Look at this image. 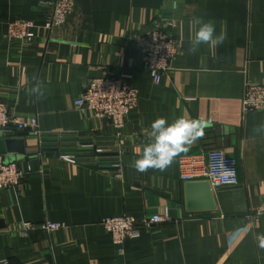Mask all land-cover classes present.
I'll return each mask as SVG.
<instances>
[{"label": "crops", "instance_id": "0c3cea01", "mask_svg": "<svg viewBox=\"0 0 264 264\" xmlns=\"http://www.w3.org/2000/svg\"><path fill=\"white\" fill-rule=\"evenodd\" d=\"M55 0H0V100L15 115L38 119L52 143L25 138V154L4 155L26 172L17 188L0 189V259L9 264H264V111L244 112L246 84L264 85V0H75L65 24L31 45L6 41L9 23L45 24ZM159 16L175 22L180 50L159 82L134 36ZM194 17L226 33L223 45L190 52ZM128 80L138 104L122 129L81 108L91 78ZM202 118L205 135L164 171L130 167L151 141L150 123ZM3 134V133H2ZM4 135V134H3ZM12 137V136H10ZM83 144H93L82 149ZM222 149L237 160L239 184L213 188L216 208L190 210L183 156ZM77 155L75 161L62 157ZM167 214L123 245L107 217ZM24 221L65 224L54 231L16 232Z\"/></svg>", "mask_w": 264, "mask_h": 264}, {"label": "built area", "instance_id": "2783aa9c", "mask_svg": "<svg viewBox=\"0 0 264 264\" xmlns=\"http://www.w3.org/2000/svg\"><path fill=\"white\" fill-rule=\"evenodd\" d=\"M75 0H55L49 20L37 24L34 20L18 18L9 23L6 41L10 44L20 43L31 45L43 32L47 36L54 28L66 23L73 13ZM175 22L170 16H159L154 20V28L150 31H140L135 34L134 41L144 56L146 68L153 72L154 80L159 82L165 71L172 68V62L180 50L172 30ZM139 101V92L128 80L105 75L91 78L81 96V108L87 114L97 118L107 119L117 129H122L128 114ZM244 112L264 111V85L246 84L242 98ZM7 136L36 137L43 143L38 119L22 118L11 112L10 108L0 100V134ZM93 144H85L92 147ZM62 157L75 161V153L65 152ZM181 177L184 181L207 180L212 188L235 186L239 184L237 160L222 149H211L205 154L187 155L181 158ZM26 172L17 162L10 161L0 155V189L17 188L25 178ZM169 220L167 214H153L138 219L130 215L112 216L103 220L105 229L118 245L127 240L141 236L146 227ZM65 224L45 221L35 223L24 221L16 230L22 235H28L35 230L54 231L64 228ZM145 227V228H144ZM0 264H9L6 259H0Z\"/></svg>", "mask_w": 264, "mask_h": 264}, {"label": "clouds", "instance_id": "9594fccd", "mask_svg": "<svg viewBox=\"0 0 264 264\" xmlns=\"http://www.w3.org/2000/svg\"><path fill=\"white\" fill-rule=\"evenodd\" d=\"M190 23L195 28V35L190 41V52H196L201 44L221 46L227 39L223 31L217 34L216 24L212 20L194 17ZM150 129L151 141L136 149L137 158L130 163V167L141 173L150 169L164 171L170 167L177 156L188 152L197 140L203 138L206 123L202 118L188 116H179L169 123L161 116L151 121ZM262 130L264 124L253 129L254 132ZM255 239L258 247L264 249V233H257Z\"/></svg>", "mask_w": 264, "mask_h": 264}, {"label": "water", "instance_id": "95a60500", "mask_svg": "<svg viewBox=\"0 0 264 264\" xmlns=\"http://www.w3.org/2000/svg\"><path fill=\"white\" fill-rule=\"evenodd\" d=\"M48 138H43L44 150H52V143L46 142ZM28 142L25 138H13L0 134V155L25 154ZM85 149L87 146H80ZM65 153V152H64ZM186 203L190 210L205 209L211 210L216 208L213 188L207 180L190 181L186 183Z\"/></svg>", "mask_w": 264, "mask_h": 264}, {"label": "rangeland", "instance_id": "374dc122", "mask_svg": "<svg viewBox=\"0 0 264 264\" xmlns=\"http://www.w3.org/2000/svg\"><path fill=\"white\" fill-rule=\"evenodd\" d=\"M145 228V227H144ZM149 229H151L150 227H146L144 230H149Z\"/></svg>", "mask_w": 264, "mask_h": 264}]
</instances>
